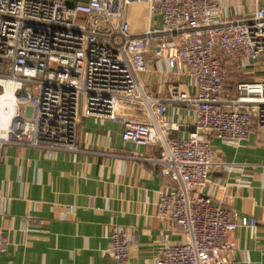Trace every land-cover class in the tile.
I'll return each instance as SVG.
<instances>
[{"label":"built area","instance_id":"built-area-1","mask_svg":"<svg viewBox=\"0 0 264 264\" xmlns=\"http://www.w3.org/2000/svg\"><path fill=\"white\" fill-rule=\"evenodd\" d=\"M262 1L247 0L252 13L232 18L219 0H0V108L9 85L14 104L12 113L0 114V159L12 144L75 150L83 117L120 122L123 142L162 145L161 174L176 184L173 193L161 195L158 216L186 239L164 240L156 264L221 263L236 247L223 238L253 228L255 220L201 196L213 170L230 164L219 161L200 134L239 144L254 123L264 128V80L239 83L236 96L224 98L230 80L225 59H249L259 68L264 57ZM141 3L161 24L131 35L125 10ZM151 62H166L191 82H172L166 99L154 98L140 81ZM172 105L194 117L196 130L186 138L173 136L180 125L168 119ZM109 240L116 263L132 264L136 235L115 225Z\"/></svg>","mask_w":264,"mask_h":264},{"label":"crops","instance_id":"crops-1","mask_svg":"<svg viewBox=\"0 0 264 264\" xmlns=\"http://www.w3.org/2000/svg\"><path fill=\"white\" fill-rule=\"evenodd\" d=\"M219 1L223 13L232 18L252 13L246 0ZM124 21L129 34L140 35L159 28L161 17L141 3L126 8ZM225 61L230 70L226 100L235 96L239 83L264 80V57L259 68L249 59ZM151 63V72L140 81L154 98L166 99L172 82H191L188 76L170 72L166 62ZM168 119L180 125L175 138L196 130L185 106L172 105ZM122 132L120 122L83 117L73 151L20 144L3 149L0 228L6 252L0 253V264H117L109 240L115 225L136 235L132 264H156L164 240L172 245L185 242L183 232H175L171 222L158 216L161 195L176 189L157 162L162 145L125 143ZM200 139L216 150L219 161L230 164L213 170L201 196L255 220L253 228L223 238L236 247L218 264H264V128L254 123L239 144L213 134H200Z\"/></svg>","mask_w":264,"mask_h":264},{"label":"bare ground","instance_id":"bare-ground-1","mask_svg":"<svg viewBox=\"0 0 264 264\" xmlns=\"http://www.w3.org/2000/svg\"><path fill=\"white\" fill-rule=\"evenodd\" d=\"M12 95H13V93H12V87H11V85H9L7 87V89H6V94L3 97L2 106L0 108V114H2L5 109H9L11 111V113L14 111V104H12L9 101V100L12 99ZM7 119H6V116H4V122L5 123H8Z\"/></svg>","mask_w":264,"mask_h":264},{"label":"trees","instance_id":"trees-1","mask_svg":"<svg viewBox=\"0 0 264 264\" xmlns=\"http://www.w3.org/2000/svg\"><path fill=\"white\" fill-rule=\"evenodd\" d=\"M235 91H236V87H235ZM235 96H236V92H235ZM235 96H234V97H235Z\"/></svg>","mask_w":264,"mask_h":264},{"label":"rangeland","instance_id":"rangeland-1","mask_svg":"<svg viewBox=\"0 0 264 264\" xmlns=\"http://www.w3.org/2000/svg\"><path fill=\"white\" fill-rule=\"evenodd\" d=\"M247 1V0H246ZM233 95H235V92L234 93H232Z\"/></svg>","mask_w":264,"mask_h":264}]
</instances>
